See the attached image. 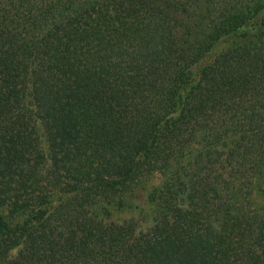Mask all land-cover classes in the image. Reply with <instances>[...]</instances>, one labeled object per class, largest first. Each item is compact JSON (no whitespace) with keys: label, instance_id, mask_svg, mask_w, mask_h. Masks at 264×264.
Masks as SVG:
<instances>
[{"label":"trees","instance_id":"obj_1","mask_svg":"<svg viewBox=\"0 0 264 264\" xmlns=\"http://www.w3.org/2000/svg\"><path fill=\"white\" fill-rule=\"evenodd\" d=\"M0 264H264V0H0Z\"/></svg>","mask_w":264,"mask_h":264},{"label":"rangeland","instance_id":"obj_2","mask_svg":"<svg viewBox=\"0 0 264 264\" xmlns=\"http://www.w3.org/2000/svg\"><path fill=\"white\" fill-rule=\"evenodd\" d=\"M225 50V48L224 47H220V48H218V50L216 51V53H214L213 55H212V57H211V60L213 59V57L216 55V54H218V53H220V52H223ZM209 61V60H208ZM160 182H161V178H160V176H158V175H155V176H153L152 178H150L146 183H145V186H146V188H147V190L148 191H151L152 189H154L155 187H158L159 185H160ZM3 214L5 215V214H7V211L6 210H4L3 211ZM126 217V216H125Z\"/></svg>","mask_w":264,"mask_h":264}]
</instances>
